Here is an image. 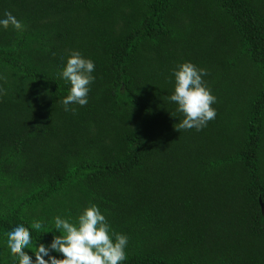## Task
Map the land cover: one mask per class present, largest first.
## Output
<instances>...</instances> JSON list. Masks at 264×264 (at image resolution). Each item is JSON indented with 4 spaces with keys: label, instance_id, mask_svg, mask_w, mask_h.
<instances>
[{
    "label": "trees",
    "instance_id": "16d2710c",
    "mask_svg": "<svg viewBox=\"0 0 264 264\" xmlns=\"http://www.w3.org/2000/svg\"><path fill=\"white\" fill-rule=\"evenodd\" d=\"M5 11L23 28H0V264H15L11 224L47 242L54 216L89 203L127 235L121 264H264V0H0ZM69 50L94 63L75 112L61 103ZM184 61L216 98L199 130L176 129L168 99Z\"/></svg>",
    "mask_w": 264,
    "mask_h": 264
},
{
    "label": "clouds",
    "instance_id": "9594fccd",
    "mask_svg": "<svg viewBox=\"0 0 264 264\" xmlns=\"http://www.w3.org/2000/svg\"><path fill=\"white\" fill-rule=\"evenodd\" d=\"M11 25L22 30L23 25L10 12L0 16V28ZM94 63L77 50L69 55L59 72L60 79L68 84L67 94L61 103L65 111L75 112V107L88 102L89 85L93 81ZM173 90L169 101L176 105L175 111L182 115L176 129L195 128L199 130L215 117V96L204 83L205 69L190 61H184L171 69ZM31 229L39 231L41 222H31ZM53 229L55 230L53 232ZM47 242L33 243L29 227L22 221L11 224L4 233L6 249L13 254L15 264H121L126 259V234L111 229L105 215L94 203L87 204L73 221L71 217L54 216ZM43 233V232H42ZM58 233V234H57ZM34 248L31 256L24 251ZM59 254V256L55 255Z\"/></svg>",
    "mask_w": 264,
    "mask_h": 264
},
{
    "label": "water",
    "instance_id": "95a60500",
    "mask_svg": "<svg viewBox=\"0 0 264 264\" xmlns=\"http://www.w3.org/2000/svg\"><path fill=\"white\" fill-rule=\"evenodd\" d=\"M259 204H260L261 213H263L264 212V206H263V203L260 200V198H259Z\"/></svg>",
    "mask_w": 264,
    "mask_h": 264
}]
</instances>
